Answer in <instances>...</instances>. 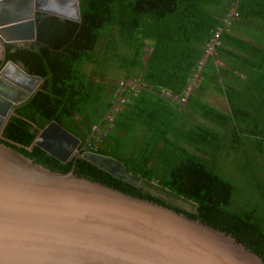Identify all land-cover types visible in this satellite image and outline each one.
Returning <instances> with one entry per match:
<instances>
[{"label": "trees", "instance_id": "trees-1", "mask_svg": "<svg viewBox=\"0 0 264 264\" xmlns=\"http://www.w3.org/2000/svg\"><path fill=\"white\" fill-rule=\"evenodd\" d=\"M78 1L80 21L36 13V46L7 43V59L29 71L51 68L49 94L43 95L60 103L52 109L53 119L82 142L127 81L155 91L129 84L91 137V151L119 161L141 182L115 176L86 158L62 165L39 147L28 149L34 135L21 118L7 124L0 142L51 170L67 172L74 165L78 176L199 220L264 263L262 210L230 209L234 187L206 157L229 133L231 150L243 137L264 144V0ZM234 9L237 15L230 17ZM216 33L218 43L208 54L206 44ZM122 46L132 52L119 51ZM217 95L225 98L226 110L212 103ZM151 189L191 201L194 208Z\"/></svg>", "mask_w": 264, "mask_h": 264}, {"label": "water", "instance_id": "water-1", "mask_svg": "<svg viewBox=\"0 0 264 264\" xmlns=\"http://www.w3.org/2000/svg\"><path fill=\"white\" fill-rule=\"evenodd\" d=\"M43 2L0 0L3 61L9 41L6 37L16 41L35 36V11L80 21L78 0H63L61 8L53 0L57 9L52 11L45 9ZM129 82L153 91L135 80L127 81L112 108L92 128L83 148L114 111ZM162 95L180 102L169 94ZM63 133L79 143L65 128ZM42 137L34 142L61 160L39 143ZM0 264L264 263L232 236L199 220L78 176L74 165L67 172L51 170L0 142Z\"/></svg>", "mask_w": 264, "mask_h": 264}, {"label": "flooded vegetation", "instance_id": "flooded-vegetation-1", "mask_svg": "<svg viewBox=\"0 0 264 264\" xmlns=\"http://www.w3.org/2000/svg\"><path fill=\"white\" fill-rule=\"evenodd\" d=\"M21 34L24 33L21 32ZM36 42L37 35H35L33 39L6 42L5 45L7 43H13L16 46L35 47ZM42 73H45V75H41ZM50 75V67L44 71V69H38L36 66L32 68V71H29L21 63L8 60L7 51L5 60L3 61V51L2 49L0 50V141L6 140L3 136V132L7 124H9L13 118L17 117L28 123V131L34 135L32 143L27 148L39 147L41 150L45 151L34 142L39 136H44L40 139L41 141H39V143L43 147L56 152L61 160L45 151L48 155L58 160L62 165L68 164L72 159L73 161H76L78 158H86L90 160V155L110 158L91 151V139L87 146L83 148L85 141L82 142L80 138L73 134L80 140L77 144L76 142L73 143L71 138L63 133V124L53 119L58 110L57 106H60V103H57L58 105H50L49 109H43L39 104L38 96L40 94H49L45 85L46 80ZM56 107L57 110L53 111L54 113L51 115L52 113L50 111ZM21 111L26 112L28 116L23 115ZM67 154H69V156ZM92 162L97 164L94 161ZM117 162L120 163L119 161Z\"/></svg>", "mask_w": 264, "mask_h": 264}, {"label": "rangeland", "instance_id": "rangeland-1", "mask_svg": "<svg viewBox=\"0 0 264 264\" xmlns=\"http://www.w3.org/2000/svg\"><path fill=\"white\" fill-rule=\"evenodd\" d=\"M70 3H74V0H70ZM119 51L132 52L131 49L128 50L124 46ZM89 67V64L86 65V70ZM59 90L64 91V85ZM38 101L43 109H49L50 105L57 103V101H51L47 96L41 94L38 96ZM211 101L221 110L227 109L225 98L220 95L212 98ZM53 111L50 112L53 114ZM25 115L28 116V114ZM230 137L231 134H227L217 149L209 148L206 157L209 158L210 165L212 164L216 173L234 187L232 202L229 208L236 211H248L255 208L259 212L262 210L264 218V144L261 142L259 145L260 140L257 137H243L241 143L238 145L235 143L236 147L231 150L230 144L232 143ZM190 150L193 151L192 148ZM89 158L104 168L111 170L116 176L135 184L141 182L140 177L126 172L123 165L112 158L97 155H90ZM151 191L161 194L167 200L187 210H193L194 208L191 201L184 200L170 193L167 194L168 192L165 190L151 189Z\"/></svg>", "mask_w": 264, "mask_h": 264}, {"label": "crops", "instance_id": "crops-1", "mask_svg": "<svg viewBox=\"0 0 264 264\" xmlns=\"http://www.w3.org/2000/svg\"><path fill=\"white\" fill-rule=\"evenodd\" d=\"M53 0H44V2H43V4H42V6L43 7H45V9H47V10H50V11H52V10H55V9H57V5L54 3V2H52ZM56 3H58L59 4V6H60V8L61 7H63V0H56ZM36 13H45V14H51V13H47V12H44V11H35V16H34V25H35V23H36V20H35V17H36ZM51 15H53V14H51ZM55 16H57V15H55ZM58 17H60V16H58ZM61 18H63V17H61ZM35 35H36V25H35ZM22 35H20V37H21ZM10 37V36H9ZM6 37V38H8L9 39V41H7V42H13L14 40H11L12 38L10 37ZM23 39H22V37H21V39H19V40H17V41H22ZM2 49V47H1V44H0V50Z\"/></svg>", "mask_w": 264, "mask_h": 264}, {"label": "built area", "instance_id": "built-area-1", "mask_svg": "<svg viewBox=\"0 0 264 264\" xmlns=\"http://www.w3.org/2000/svg\"><path fill=\"white\" fill-rule=\"evenodd\" d=\"M229 15H230V17L233 16V15H237L236 10H235V9L232 10V11H231V14H229ZM217 37H218V33H216L215 36H214V38L211 39V40L209 41V43L206 44V49H205V52H206V53L209 54V53L212 52L214 45H215L216 43H218V41H217Z\"/></svg>", "mask_w": 264, "mask_h": 264}]
</instances>
